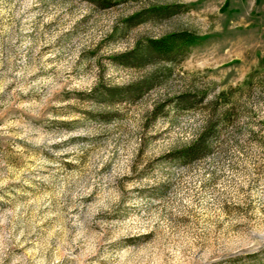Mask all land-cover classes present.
Returning a JSON list of instances; mask_svg holds the SVG:
<instances>
[{"label": "rangeland", "instance_id": "374dc122", "mask_svg": "<svg viewBox=\"0 0 264 264\" xmlns=\"http://www.w3.org/2000/svg\"><path fill=\"white\" fill-rule=\"evenodd\" d=\"M101 1L0 0V264H264V0Z\"/></svg>", "mask_w": 264, "mask_h": 264}, {"label": "trees", "instance_id": "16d2710c", "mask_svg": "<svg viewBox=\"0 0 264 264\" xmlns=\"http://www.w3.org/2000/svg\"><path fill=\"white\" fill-rule=\"evenodd\" d=\"M94 2H102L101 0H92ZM103 4V3H101ZM199 37L191 32H174L157 39H150L147 42L145 51L143 53V61H149L152 58L159 57L161 59H172L179 53H183L188 50L191 46L198 43ZM153 79H148L142 84H138V90L142 87L150 88L153 83ZM139 86H142L141 88ZM106 92V91H104ZM107 94L111 96L114 95V92L107 90ZM138 94L139 91H138ZM178 104H187L185 97H179L175 100ZM215 132V131H212ZM211 149V141L208 135L204 133L195 138L187 147L180 148L173 152V158L176 161L186 163L204 153L208 152Z\"/></svg>", "mask_w": 264, "mask_h": 264}]
</instances>
